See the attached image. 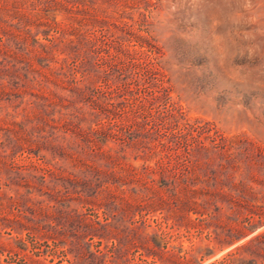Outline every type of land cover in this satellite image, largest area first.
I'll use <instances>...</instances> for the list:
<instances>
[{
  "label": "rangeland",
  "instance_id": "rangeland-1",
  "mask_svg": "<svg viewBox=\"0 0 264 264\" xmlns=\"http://www.w3.org/2000/svg\"><path fill=\"white\" fill-rule=\"evenodd\" d=\"M78 6L81 27L94 40V95L112 104L115 113L86 106L88 118L75 136L87 148L80 155L92 164L89 173L70 157L51 158L49 139L63 145L66 139L50 130L37 156L57 160L94 189L29 191L2 180L0 262L43 258L53 236L75 239L88 221L108 245L125 242L128 226L143 233L168 230L169 244L208 247L198 253L200 259L204 252L198 264L264 230V220L254 222L252 230L244 226L247 204L239 195L242 180L247 193L264 194V0H78ZM23 105L19 96L1 99L0 121L20 119ZM170 114L176 119H165ZM101 126L104 141L92 129ZM86 133L94 141H87ZM10 136L0 129L5 143L0 155L17 178L16 170H25L19 166L36 151L8 143ZM187 148H193L192 172L201 178L195 186L219 195L206 207L187 206L212 212L210 221L194 220L199 214L182 204L187 193L171 181L174 173L185 172ZM105 185L110 193L102 190ZM96 188L102 194L94 196ZM229 196L235 201L228 202ZM97 221L106 222V229ZM157 264L166 263L157 259Z\"/></svg>",
  "mask_w": 264,
  "mask_h": 264
},
{
  "label": "trees",
  "instance_id": "trees-1",
  "mask_svg": "<svg viewBox=\"0 0 264 264\" xmlns=\"http://www.w3.org/2000/svg\"><path fill=\"white\" fill-rule=\"evenodd\" d=\"M54 12H63V16L57 18ZM80 21L78 0H0V100L14 95L21 97L24 103L22 117L18 120L12 118L0 121V129L13 135L8 143L13 142L14 146L26 144L36 151L33 152L34 156L39 155V150L47 143L48 135H51L49 130L52 135H63V139H66L64 145L53 144L49 139L47 146L51 158L54 159L56 155L70 157L74 162L72 165H79V169L89 173L92 164L80 155L86 153L87 148L75 136L80 133L81 122L88 118L85 114L86 106L107 110L112 114L115 111L112 104L94 95L93 86L97 78L91 63L94 40L91 35L86 37ZM93 111L88 112L93 114ZM167 118L176 119L173 114L165 117ZM160 119L164 117L161 116ZM92 129L102 134L101 141L106 139L107 132L103 126ZM86 134L87 141H94L91 134ZM4 145V141L0 140V147ZM90 149L93 151V148ZM192 149L186 150L188 159L184 164V174L181 176L174 173L171 181L174 186L180 185L179 189L187 193V199L182 200V204H186V210L191 209L199 214L194 216V220L210 221L214 215L212 212L187 206L189 202L206 207L217 201L219 196L205 186H195L197 182H201V178L192 172ZM34 156L28 155V163L24 167L19 166L26 169L20 172L16 170L17 178H14L5 157L0 155V188L3 180L4 185L11 186L15 183L23 185L29 191L46 187L68 194L72 189H77L78 185L84 189L82 191H86L85 187L93 191L94 187L90 183L82 182L77 174L67 173L65 166L57 160L44 162L41 161V156ZM167 180L169 179L166 178ZM241 185L244 189L239 195L247 204L243 206L247 210L243 214V221L246 222L244 226L248 225L252 230L254 222L262 223L264 220V194L247 193V184L243 180ZM102 190L110 193L107 185ZM102 190L98 192L96 188L94 196L102 194ZM1 194L0 191V199ZM10 197L15 200V197ZM234 198L229 196L228 202L235 201ZM151 199L145 198L142 201L153 205ZM250 201L256 203L250 205ZM99 224L106 229V222ZM98 229L94 222L88 221L75 239L66 240L53 236L52 244H47L42 252L46 254L43 258L38 256L24 259L22 264H157V259L166 264H198L204 252L200 259H197L198 253L207 247L191 245L184 248L169 244L172 233L168 230L143 233L135 226H128L125 242L118 239L108 245L107 239L106 242L102 241L103 237L106 238L105 234L94 232ZM245 234L242 232L238 237ZM94 235L98 239L91 241ZM86 237L90 240H86ZM139 248H144L145 253ZM138 250L139 261L135 255ZM73 252L74 255L70 257L68 254ZM54 256L58 260L52 262ZM149 256H152L151 259H148ZM208 264H264V230Z\"/></svg>",
  "mask_w": 264,
  "mask_h": 264
}]
</instances>
